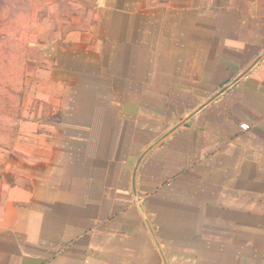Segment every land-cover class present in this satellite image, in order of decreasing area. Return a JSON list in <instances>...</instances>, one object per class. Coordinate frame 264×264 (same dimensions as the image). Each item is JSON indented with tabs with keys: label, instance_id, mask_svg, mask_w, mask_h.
<instances>
[{
	"label": "crops",
	"instance_id": "1",
	"mask_svg": "<svg viewBox=\"0 0 264 264\" xmlns=\"http://www.w3.org/2000/svg\"><path fill=\"white\" fill-rule=\"evenodd\" d=\"M56 2L82 17L47 129L0 150V264H264V0Z\"/></svg>",
	"mask_w": 264,
	"mask_h": 264
},
{
	"label": "rangeland",
	"instance_id": "2",
	"mask_svg": "<svg viewBox=\"0 0 264 264\" xmlns=\"http://www.w3.org/2000/svg\"><path fill=\"white\" fill-rule=\"evenodd\" d=\"M54 1L59 7H64L63 2L67 4V0H0L1 151L22 147L26 144L22 138L47 129L23 126L28 119L47 117L45 110L51 106L36 95L45 85L44 72L55 65L45 61L44 46L51 42L52 36L59 38L62 29L65 36L69 25L82 17L56 10L51 4ZM52 7L54 11H49ZM60 129L53 127L52 133Z\"/></svg>",
	"mask_w": 264,
	"mask_h": 264
},
{
	"label": "water",
	"instance_id": "3",
	"mask_svg": "<svg viewBox=\"0 0 264 264\" xmlns=\"http://www.w3.org/2000/svg\"><path fill=\"white\" fill-rule=\"evenodd\" d=\"M264 52L262 54H260V56L257 58V60L251 64V66L249 68H247V70H245L243 73L240 74V78L242 76H244L246 73H248L249 69L254 66L256 64V62L263 56ZM235 81H237V79L233 80L231 83L228 84V86L224 87L219 93L213 95L209 100H207L205 103H203L201 106H199L198 108H196V110H194L193 112H191L188 116H186V118H184L182 120V122H179L178 124H176L174 127H172L170 130H168L165 134L162 135V137L158 138L156 141H154L146 150L145 152L142 153L139 161L142 159L143 155H145L149 149L153 148L155 145H158L159 142H162V140L167 137L169 134H171L174 130H176L179 126H181L183 123H185L191 116H193L196 111L198 112L200 109H202L206 104H208L209 102H211L212 100H214L216 97L219 96V94L221 92H223L225 89H227V87H229L232 83H234ZM143 211V210H142ZM145 215V213H144ZM150 230H152V228L150 227ZM153 232V230H152Z\"/></svg>",
	"mask_w": 264,
	"mask_h": 264
}]
</instances>
